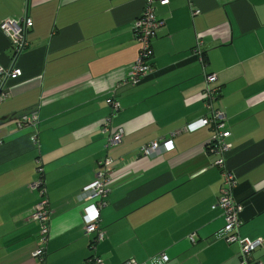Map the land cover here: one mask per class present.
<instances>
[{"label": "crops", "instance_id": "1", "mask_svg": "<svg viewBox=\"0 0 264 264\" xmlns=\"http://www.w3.org/2000/svg\"><path fill=\"white\" fill-rule=\"evenodd\" d=\"M146 0H0V68L14 65L1 24L33 22L22 71L1 89L0 264H42L40 224L28 221L38 201L28 185L40 159L52 207L43 264H241V246L226 239L217 205L223 183L219 156L208 151L212 126L188 130L208 117L206 75H216L212 109L227 119L232 150L226 168L236 179L243 212L235 233L259 245L264 264V0H170L156 4L163 24L153 40V73L138 87L118 86L139 55L134 36ZM195 11L199 14L194 15ZM202 42L205 69L193 55ZM115 99L114 113L110 101ZM37 111L38 143L19 119ZM108 124V131L104 125ZM123 130L122 142L107 140ZM155 141L171 142L160 156H141ZM109 157L110 192L100 212L105 238L85 232L82 191ZM193 239V241H192Z\"/></svg>", "mask_w": 264, "mask_h": 264}, {"label": "built area", "instance_id": "2", "mask_svg": "<svg viewBox=\"0 0 264 264\" xmlns=\"http://www.w3.org/2000/svg\"><path fill=\"white\" fill-rule=\"evenodd\" d=\"M170 0H146L144 11L141 17L135 23L134 36L139 45V55L135 63H133L128 69V75L126 80L118 87H129L130 89L136 88L140 83L153 73L152 57L153 40L156 37L158 28L163 24L162 20L157 17L156 4L167 5ZM199 14V11H195L194 15ZM33 27V22L28 14H26L19 22L12 20L5 21L1 24L2 32L10 39L11 46L14 51V65L9 69L0 68V85L3 86L10 79H17L22 75V71L17 68L16 62L18 58L29 48L27 41V35L30 29ZM202 42L197 41L195 48L193 49V55L198 62L205 69L206 62L204 59V53L202 51ZM206 108L209 111L208 117H204L197 124L188 126V130L193 131L201 127L212 126L215 129V134L210 139L208 144V151L219 156V160L216 162V166L221 170L223 183L220 189V195L215 207H219L224 211L225 227L223 233L230 242H238L241 246V264H261L259 262L253 263V253L258 242L252 241L248 238L241 239L235 233L240 228L242 222L240 220V214L243 212L242 206L236 202L234 198V191L237 186V179L235 175L228 171L226 168L225 156L232 150V144L229 143L231 133L226 127L227 119L219 111L212 109V101L215 96L216 90L210 88L217 80L216 75H206ZM0 86V103L4 100V94L1 92L3 87ZM110 106L114 113L118 111V104L115 99L110 101ZM19 127L23 125H29L34 128L33 134H31V141L36 145L39 141L37 135V127L39 125V115L37 111L27 113L19 120ZM104 129L108 131V124L104 125ZM123 130H118L107 140V150L118 146L123 139ZM173 149L172 143L164 141H155L144 147L141 150V156H160L168 153ZM39 179L28 185V189L31 192L37 193L38 201L31 211L28 221L37 222L40 224V238L39 248L33 254L34 258H38L40 263H44L46 256L47 244L50 239V224L52 220V207L48 197V191L46 188V181L44 179V170L40 159L37 160ZM113 160L106 157L102 163V170L96 175L95 181L83 189L82 198L86 204L85 206V232L88 235H95V239L92 248L95 244L100 243L104 238V231L100 228V212L104 206V200L108 196L110 189L109 183L111 181V167ZM193 241V239H192ZM169 262V257L164 254L152 257L149 261L139 263L135 260H128L123 264H166ZM86 264H105V262L98 256H93L87 259Z\"/></svg>", "mask_w": 264, "mask_h": 264}, {"label": "water", "instance_id": "3", "mask_svg": "<svg viewBox=\"0 0 264 264\" xmlns=\"http://www.w3.org/2000/svg\"><path fill=\"white\" fill-rule=\"evenodd\" d=\"M14 120H16V119H14L13 117L12 118L4 117V118L0 119V125L4 124L5 122H11Z\"/></svg>", "mask_w": 264, "mask_h": 264}, {"label": "trees", "instance_id": "4", "mask_svg": "<svg viewBox=\"0 0 264 264\" xmlns=\"http://www.w3.org/2000/svg\"><path fill=\"white\" fill-rule=\"evenodd\" d=\"M226 127L228 128V126L226 125ZM87 261V260H86ZM253 263H257V261H255L254 256H253Z\"/></svg>", "mask_w": 264, "mask_h": 264}]
</instances>
